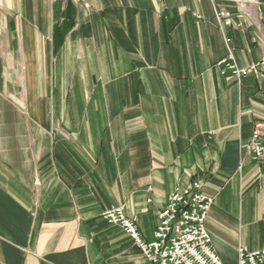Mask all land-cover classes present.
<instances>
[{
  "label": "crops",
  "instance_id": "1",
  "mask_svg": "<svg viewBox=\"0 0 264 264\" xmlns=\"http://www.w3.org/2000/svg\"><path fill=\"white\" fill-rule=\"evenodd\" d=\"M218 10L243 31L220 29ZM0 0V264H147L167 195L199 181L223 264L264 249V0ZM46 106V108H45ZM152 187L149 192L148 188ZM148 200H151L149 203Z\"/></svg>",
  "mask_w": 264,
  "mask_h": 264
},
{
  "label": "built area",
  "instance_id": "2",
  "mask_svg": "<svg viewBox=\"0 0 264 264\" xmlns=\"http://www.w3.org/2000/svg\"><path fill=\"white\" fill-rule=\"evenodd\" d=\"M242 15H250L248 8L254 0H232ZM233 13L218 10L215 19L219 28L235 26L243 31L241 20L234 23ZM226 54L216 63L221 75L238 80L249 75L259 76L261 63H252L246 68L240 67L235 60L232 39L225 35ZM252 161L258 163L264 159V132L257 126L251 139L245 146ZM152 187L148 188L150 192ZM151 200H148L149 203ZM214 197L205 195L199 181H194L185 188H177L167 195L165 206L157 214V223L151 241L142 238L135 220L126 216L123 207H110L103 211L101 218L110 225L123 230L139 248L147 264H223L212 246V238L206 230V219ZM236 264H264V249L247 251L243 247L237 250Z\"/></svg>",
  "mask_w": 264,
  "mask_h": 264
},
{
  "label": "rangeland",
  "instance_id": "3",
  "mask_svg": "<svg viewBox=\"0 0 264 264\" xmlns=\"http://www.w3.org/2000/svg\"><path fill=\"white\" fill-rule=\"evenodd\" d=\"M45 108H46V106H45Z\"/></svg>",
  "mask_w": 264,
  "mask_h": 264
}]
</instances>
